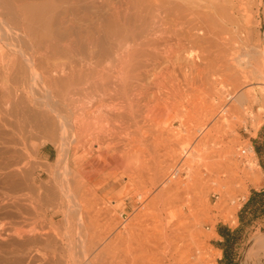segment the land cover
<instances>
[{"label": "rangeland", "instance_id": "obj_1", "mask_svg": "<svg viewBox=\"0 0 264 264\" xmlns=\"http://www.w3.org/2000/svg\"><path fill=\"white\" fill-rule=\"evenodd\" d=\"M96 1H97L96 5H93L87 11V15H85L86 16L85 18L87 19L84 18V21L83 22L81 21L82 23L79 22L78 24L81 23L82 26V24L85 22L82 27L87 28L86 25H88L90 21L97 22L98 19H100V17L102 18L105 16L104 18L106 19L108 17H112L111 15H113V19L108 18L111 19L112 22H114L112 23L111 32L109 33L112 35V39H111V35L109 36L108 34H106L105 36V38L110 39L109 42L111 44L119 48L122 44L120 50L122 49L124 53L129 51L132 52L134 51V49L136 50V48H139L141 45L144 46L143 47L141 46L140 50H137L139 52L141 51V48L142 50H144L143 49L144 47L147 49L148 47L152 49L161 48L159 49L161 51H158L159 53L162 52L161 53L162 55H160V57L163 56L166 58L167 56L166 58L167 60L162 57L161 63L163 64V66L161 65V63L158 65L159 67L157 66L158 68L154 67V69L152 68L153 66L151 67L146 66V71L144 67H139V69H137L138 68L137 66H132L130 70L134 72L129 70L130 73L131 72L136 73L140 71L141 76H139L140 77L139 79L137 77H132V78L130 77L127 80V82L124 83L123 85L121 83L120 76H118L120 71V66L118 64H116L115 62L111 64L107 60H103L102 63H99V66H101L103 62L105 65L111 64L112 66L115 64L116 66L115 72L117 71L115 73V75H117L116 78H118L117 80L115 78V85H116L115 87L118 90V91L116 90L115 93L117 95H115L114 93L113 96L106 97L107 99L104 97L105 98L103 99L104 103L101 102L100 107L98 109L99 111L102 110V112L105 111V113L107 112L109 114H112V116L115 117L116 119L112 117L114 123L111 122L112 124L110 123L108 125L107 123L106 124L102 123L104 120L100 122L98 121V123L99 124L102 123L101 125L102 126L104 125L103 128L107 132V135H105L106 132H103L104 134L102 133V135H104L103 137L105 138V143H108L111 140V142H113L112 144H115V145H111V147L110 146L108 147V149L110 148L109 152L111 150L112 151L110 153H112L113 151L116 152L118 149H120L121 152L118 150L119 151L118 153L117 151L118 157L114 156L118 158V160L119 159L121 160L119 161V165H118V161L114 160V158L111 159L112 162H110V164H108L107 161L104 162L102 160H99L97 164L87 165L88 163H86V159L88 158H85L83 154L86 153V149H88L89 147L88 143L79 144V146L78 144H76V137H74L75 134L73 133L74 132L73 126H70L72 125L70 118L77 115L78 112L82 114L81 115L78 113V116L81 117L85 116V113H83V111L84 110L86 111L88 108L87 106L91 105L89 102H87L88 99L83 98L81 94L79 95L81 97L77 96L80 92H77L76 93L77 95L76 94L72 95L71 101L73 103L76 101L75 102L76 105L73 104V108L74 107L78 108V105L79 106L82 105V106H81V110H79L80 107L78 109L77 108L74 109L75 111H77L76 114L75 112H73V115H70V113H72L73 110L72 111L70 109L68 110L69 107L66 104L67 101L64 102L60 101L58 97H54L52 93H49L48 91L47 94L46 89H44V87L41 86L42 84L39 83L40 79L38 80L37 78H33V82L31 81L32 79L30 80L31 82L28 84V86L31 85L30 88L27 86L30 89V93L28 92L29 94L27 96L32 100V102H34L35 99V103H33L34 105L33 108L31 109L32 112H34L35 110H36L35 112H37L38 110L41 111V113L49 115L55 120L57 124V129L59 128L58 129L59 131L56 130V132L53 134H51L50 131L48 133V131H46L47 130L46 128V130L41 129L39 131H36L35 133L34 132L30 133L31 135L29 134L22 138L17 137L16 135H15L16 137L14 136L15 138H17V140L15 139L17 141V143H15L16 150H18L17 158L18 159L20 158L19 160L18 159L17 160L19 162L18 163L19 169L21 170L20 171L21 187H19L18 189L19 190L18 192L20 194L19 197H20L21 206L24 207L25 204H27V201L29 200V196L32 197L35 195L34 199H35V205H36L38 217H36V225H34V231H33L34 237L37 239V241L40 240L44 241L45 238V240L52 239L57 243L59 242L58 245L64 243L67 245L66 248H69L70 245L68 244L69 241L71 242V245H75L79 243L78 246L77 245L73 247L70 246V248L67 249V254L69 255L68 258L70 257L71 260L75 259L74 257L75 255L77 258V255H79L80 253L84 254L83 250H85L84 248L89 240H92L96 244L95 252L99 251V249L102 250L105 248L106 250H109L107 248H110L111 250L113 249L112 247H114L113 251L115 250L114 252L117 254V252L126 250L128 247L133 246L134 244L139 242L140 238L137 239L135 229L133 230L134 224L133 223L131 224L130 220L133 217L141 216L142 218H146V219L137 222V224L139 225L143 224L141 228L142 227L146 228L149 235L152 237V240L155 241V244L158 245V250L156 249L152 250L153 256L152 255L150 256H152V258H156V257L158 259L160 258L161 260L159 264H171L170 260H168L169 256L171 255V252H169L167 248L169 247L168 244L171 241H174L176 238L172 237V235H168V232L171 229L169 228L171 223L170 220L171 218L169 216L172 212H176L179 217L178 219L180 220L181 223L187 220H191L192 219L191 216L194 217L196 216L195 218L200 220V224H201L200 226L204 232L208 231L212 226L214 231V233L211 234V236L205 239L203 236L199 237L195 235H189L188 233H181L178 237L177 244L178 245L180 244L179 246H182V249L186 250L187 248L192 246L193 242L195 243L196 241L198 242L200 241L204 243V244L202 243L203 247L205 248L203 250L204 252L203 256L207 255L204 256V258H207L206 261L208 264H264V255H262V253L260 255V260H257L255 255H252V257L249 256L248 258L245 257L247 251L249 250V247L252 245L253 240L256 238V236L264 234V217L255 220V222H253L251 225L247 226L242 231H239V233L241 234V243L239 246H237V248L233 250L232 254L230 255L231 258H234L233 262H230L229 259H227L225 262L223 261L224 252L221 248L218 247L217 244V242L222 241V237L219 236L217 232L218 225H226L231 230H235L240 225V221L238 217L239 211L244 205V203L247 201L251 193V190L252 189L261 190V188H264V165H262V162H260V158L258 154L254 153L253 156L254 158L252 157L254 159V166H253L254 168H249L248 159L246 158V154H245V150L248 151V148L251 147V144H255V141L264 142V112H262L264 111V106L259 105V103H257L255 107L249 111L248 114L244 115V120L241 123L234 124L233 126H230V119L229 120L228 118L225 119L226 122L224 123V127H222L224 128V130L222 128L213 130L209 134V136H206L205 132L201 128L203 122L208 123L209 121L207 120L209 119L207 112H210L211 105H216L217 102L222 101L217 104L218 110H216V112L218 111V114H221L220 113L221 111L219 110L221 106L224 105L227 106L230 102L234 101V98H232L231 100L228 99L224 88L221 86L222 83L221 82L219 83V81L215 80L213 76L209 75L211 72V68L208 67L207 62L214 59L213 57L215 56L213 55L216 54L215 53L216 48H218L217 50L220 51V52L217 51V53L219 52V55H223L225 50V48L223 47L226 46L227 40L232 38L235 41L234 43L235 51H237L236 50L237 48L241 49L236 52L239 58H243L246 60L248 58L246 52H248L250 53L248 55L252 57V59H254L255 61L259 62L261 59H264V0H254V3L253 0H247L248 3L245 5V8L248 7L249 10L251 9L250 11L248 10V8L246 10L244 8L243 11L241 10L240 3H242L243 0H239L242 1V2L238 1L239 3L237 2V0H234L233 1L234 3L231 1L228 2L227 0L226 1L225 0H190V1L188 0H113L112 1L111 0V2L110 0L107 1L96 0ZM244 3H246V0H244V2L242 3L243 7H244ZM112 4L117 5V8L115 7V5L112 6ZM238 5L240 7L239 9L237 7ZM109 6H111L112 9ZM212 6L216 9H213ZM127 7L129 8V10H127L128 9ZM114 8H116L117 10H119L120 8L119 12L121 11L122 8V12L120 13L118 11L116 12V9L113 11ZM184 9L187 12H185ZM188 9L190 10L188 11ZM123 11L125 12L128 11L127 14L129 13V15H127ZM110 12H112L113 14H111ZM192 13L193 15L196 14V16H192ZM246 13H249L248 14L249 17L247 16ZM115 14H117L118 16ZM186 14L189 16V18L188 16H186ZM250 15L252 16V18L250 17ZM115 16H117L118 19ZM125 16H127L126 19L124 18ZM129 16H131L130 19H128ZM193 17H195L196 19ZM190 18L192 21L190 20ZM114 19H117V22ZM199 19L202 20L200 21ZM127 20L130 21L128 22ZM100 21L102 22V19H100L98 23H101ZM118 21H120L121 23L120 22L118 23ZM122 21L124 22L122 23ZM187 21L190 23H188ZM124 23L126 28L124 27ZM131 26L135 27L134 33L135 32L140 33L137 36H135L136 42L133 41V38L135 39V37H134V33L132 34L133 28ZM190 26L192 27L190 28ZM128 27L132 28V30H130V28ZM214 27L215 29H213ZM119 28L121 31H119ZM85 32L83 33L84 35L86 34ZM112 32L115 33L117 32V34L115 33L112 34ZM217 33L219 35H217ZM4 34L3 36L1 34V36L4 38L0 36V47L1 49H3L5 55H10L13 52H15L14 50L19 48L20 50L24 49L22 48L24 45H26L24 44L26 43L24 41V38L18 39L15 38L16 36L14 35L15 37L13 39V34L12 35L5 34V36ZM158 34L160 35V37ZM94 36L93 38L95 37L97 38V36L95 37ZM9 37L12 38L10 39ZM7 38H9V40ZM128 38H130V41H128L129 40ZM145 38L146 40H143ZM150 38L151 39L153 38V40H151ZM160 38L163 39L161 40ZM165 38L168 40L167 42ZM116 39H118V42ZM131 39L133 42L131 41ZM122 40L125 41L123 42ZM157 40L159 41L158 42L159 47L156 45ZM20 41L24 42L23 45H21L22 42ZM96 42H93V44H91L90 50L97 53V50L102 49L104 47V44L102 42L98 43L99 41L97 43ZM13 43L14 44L21 43V44L18 47L15 46ZM223 44L225 46H223ZM94 46L96 47L93 48ZM26 49L27 48H25V50ZM94 49L96 51H94ZM222 50L223 52H221ZM26 51H30V50L27 49ZM182 51L184 54L193 56L191 57L193 58L192 60H195L194 62L196 63V65H198V68L203 70V72L207 74L208 78L200 77L199 79V76L197 75L196 73L197 71H195V69H189L185 66H181L180 64H178L175 56L177 57L180 54V52L182 53ZM189 52L191 54H189ZM170 57L175 59V61L172 60ZM196 60L198 63L196 62ZM164 67H166L167 69ZM105 68L107 69L106 66ZM177 68L178 70H176ZM181 69H183L185 72L182 71ZM142 70L143 72H141ZM169 70H171L172 72ZM144 73L147 74L145 75ZM196 75L198 78L196 77ZM189 77H191V79ZM257 78L258 76L255 75L253 80H251L248 83H243L242 84L243 88L241 87L240 91L245 90L247 87H251V86L258 87L257 86L259 85L258 81H262V80L260 78L258 79ZM201 79L202 80L204 79V81H202ZM142 80H144L143 81L144 83L142 82ZM195 80L198 82H196ZM240 80L242 81V79ZM35 82H37V85ZM116 82H119V84ZM129 83L131 84V86ZM261 86L262 88H264V85L261 84ZM134 88L135 89L137 88L142 92L137 91L136 89L135 91L138 93L137 94L134 91ZM29 89H27V91H29ZM94 89L95 88L92 89L93 90L92 95L95 93ZM142 89H144V91ZM217 89L219 91V94L217 93L218 92ZM34 91L36 92L35 93L36 95L34 94ZM118 92H120L121 95ZM44 93H46V95H44ZM161 93L163 94L162 96ZM97 94L98 93H96V96ZM127 94L130 96H127ZM131 94H135V95H131ZM48 96H50L49 97L50 99L48 98ZM75 97H77L76 100ZM261 97L262 99H264V95H261ZM55 98L57 102L54 100ZM80 98L81 99L83 98V102H80L81 100ZM30 99L28 100L30 101ZM77 100L80 103H78ZM81 103L83 104L86 103L87 105H83ZM53 104L56 106L55 108H53L54 107ZM63 105L65 106L63 107ZM66 106L68 107L67 111L68 112L70 111L69 113L66 111L65 108ZM260 106L261 109H259ZM58 107H59V111H58L59 113H57ZM38 108H41L42 110L41 109L39 110ZM49 108L51 109V111ZM62 108L64 109L62 110ZM60 110H62L63 112ZM65 112L67 113L65 114ZM55 113L57 115L60 114L59 116L60 118ZM61 113H63V115ZM115 114L117 115V117ZM62 116H64L65 118L64 121L61 119ZM59 119L63 122H59L60 121ZM67 119H70V121ZM135 123H137L138 125L139 124L144 125L143 127H145L143 128L142 131L144 132L145 130V133L143 134V136L145 135L144 145L134 144V141L132 140V136H133L132 130L134 127L136 128L137 125ZM106 127L109 128L107 129ZM220 130H222L223 132ZM108 131H110V133ZM67 132H71L72 135ZM127 133L130 135H128ZM176 135L177 136L179 135V137H177ZM173 136L176 138H174ZM108 138L110 140H108ZM117 139L119 140V142H117ZM122 141L125 142L123 143ZM131 141H133L132 142L133 144H131ZM159 148L161 149V151L159 150ZM165 148L167 149V151ZM168 149L169 151L173 150V152L171 151L169 153ZM72 153L77 154L79 158L78 157L76 158H78L79 160L76 158L73 159L75 155H73ZM171 153H173L175 156H173V154ZM168 154L169 156L172 155V157H169L170 158L169 163L168 161H166L168 158L167 157ZM82 155L83 157H80ZM209 159L212 160L209 161ZM184 160H187L186 163L184 162ZM223 160H225V162ZM228 161L230 163L231 162L234 163V165L232 166L234 169L233 168H231L230 170L225 169L229 173L228 172H224V174L221 173L220 177L222 178V180L224 179L227 180L226 175L230 173H233L234 175L236 174L237 176L233 180L228 181V185L231 184V188H232L230 192V194H232L231 197L233 198V201H235L238 204L236 208L235 219L232 221H228L226 223L222 221H215L213 223L211 219L206 217V214H208L207 209L210 206H212L217 200V193H216L217 179H215L216 177L214 178L215 174L213 172L218 168L220 170L222 169L224 170L223 164L228 163ZM164 162L166 164L165 165L166 167L164 166ZM112 164L113 165L115 164V166L117 165V167L113 166ZM113 167L118 169L113 170ZM121 167L123 169L124 168L127 169V167L131 168L130 170H128L131 175L128 176V174H123ZM249 169L250 171L252 170L254 174L258 176V182L255 184L251 183L250 180L246 178L247 177L246 173L247 171H249ZM113 171H115L116 173L115 175H112ZM238 172L239 173L242 172V173H240L239 175ZM237 173L239 176L237 175ZM167 174L168 176L169 175L170 176L168 177ZM80 175H81V179H80ZM168 178L173 182L176 179L178 180L179 185L177 189L172 190L169 187H165L166 184L168 183L167 182ZM165 181L166 183L163 184V182ZM239 185H243L244 190L242 191L238 190L240 187ZM114 186H116L115 190H117V187H119V189H121V192L119 193L115 192L116 193L115 194L114 191L112 190L113 189L112 187ZM27 190L28 191L30 190L31 193L28 192ZM27 193H30V195ZM80 194L82 195V201L80 198ZM77 195L79 196L77 197L78 199L75 197ZM25 198L26 199L28 198V200H26ZM126 198L127 199L133 198L135 204L133 208H131L130 210L127 209L125 210L126 212H122V203L123 200ZM233 201H231L230 204H232ZM98 209L106 210V211L108 210L107 216L104 219V223H103L104 225L102 228H99V230L87 226L88 218H86V215L84 213L85 211L87 212L89 210L88 211L89 215L90 213L92 215L93 213H95L94 211ZM64 210L66 211L65 213L69 214L68 217L64 216L61 213V211L64 212ZM80 212H82L85 216L84 215L78 216V213ZM53 214H55V217L51 219V216ZM16 215H18L16 219L17 220L19 219L18 225L21 228L22 233L19 238H17L16 236L11 237V235L6 236L7 241L10 242L21 241L26 239L28 236V234H26L25 232L29 228L28 223L24 220V217L22 215L20 214H16ZM81 219L82 220L84 219L83 220L84 223L82 222ZM88 236L91 238L89 239ZM112 239L114 241L113 242L114 246L111 245ZM102 241H107V242L109 241V244L107 242L102 243ZM73 242L75 244H73ZM81 244H83L84 247ZM81 247H83L82 251L80 250ZM80 256L81 255H79V257ZM244 257L247 259L244 260L245 259ZM34 258L35 259L39 258L40 260V258L42 257H40V255L37 256L35 255ZM35 259H34L35 264H39L42 261V259L40 261L36 259L38 261L36 263ZM152 264H158V263L154 261Z\"/></svg>", "mask_w": 264, "mask_h": 264}, {"label": "bare ground", "instance_id": "obj_2", "mask_svg": "<svg viewBox=\"0 0 264 264\" xmlns=\"http://www.w3.org/2000/svg\"><path fill=\"white\" fill-rule=\"evenodd\" d=\"M188 1H190V0H188ZM227 1L233 2L234 0H227ZM238 1L239 0H237V2ZM96 2H97L96 0H0V36H1V34L3 36L4 33L10 34V35L13 34V39L16 36L15 38H18V39L24 38V41L26 42V43H24V42L20 41V42H22V44L20 43L21 45H23V43L26 44V45H24L25 47L24 46L22 47L24 49L23 50H20V48L16 49V50H14L15 52H13L10 55H5L3 49H1V47H0V240H1V242H0V264H35L34 263L35 262L34 261L35 255L36 256L40 255V257H42V258H40V260L42 259V261H41L42 263L40 262L39 264H152L154 261L158 264L160 263V260H161L160 258L159 259L157 257L152 258V256H153L152 250H154V249L158 250V245L155 244V241L152 240V237L149 235L147 229L144 227L141 228V226L143 224H140V225L137 224V222L143 221L146 218H142L141 216H136L130 220L131 224L132 223L134 224L133 230L135 229L136 237H137V239L140 238V240L138 243H136L134 245L132 244L133 246L128 247L126 250H122L121 252H117V254H116L114 252L115 250L113 251L114 247H112L113 249H111V250H110V248H107L109 250H106V248H105L102 250L99 249V251L95 252V245L96 244L92 240H89L87 244H86L87 241L85 242V244H86V246L84 248L85 250L82 249L84 247V245L81 244V245H83V247H81L80 250L81 251L83 250L84 254L82 253L83 254L82 255L80 253L79 255H81V256L79 257V255H77V258L75 255L74 256L75 259L71 260L70 257L68 258L69 255L67 254V249H69L70 246L71 247H73L75 245L78 246L79 243L75 244L73 242V244H75V245H71V242L69 241L70 242V243L68 242V244H70L69 248H66V246H67L66 244L61 243V245L60 244L58 245L59 242L57 243L56 241H53L52 239L45 240V238H44V241L43 240L37 241V239L34 237V232H33L34 231V225H36V217H38L37 216V209H36V205H35V199H34L35 195L33 194L34 196H32V197L29 196V200H28V198L27 199L25 198L28 201L24 207L21 206V204H20V197H19L20 194L18 192L19 191L18 189H19V187H21V185H20V183H21V179H20L21 178V172L20 171L21 170L19 169V165H18V163H19L18 160L20 158L19 159L17 158V153H18L17 151L18 150H16V144H15V143H17V141H16L17 138H15V137L17 136V137L22 138V137L29 135L30 133H33V132L35 133L36 131H39L41 129L46 130V128H47L46 131H48V133L50 131V133L53 134L56 132V130L59 129V128L57 129V124H56L55 120L52 117H50L49 115L41 113V111H38V110H37V112H35L36 111L35 109H34L35 111L33 110L34 112H32L31 109L33 108V105H34L33 103H35V99L33 98L34 102H32V100L27 95L30 93L29 88L31 86V85L28 86V84L31 81L33 82V78H37L38 80L40 79L39 83H41L42 84L41 86H43L44 89H46V92L48 91L49 93H52V95L54 97H58L60 101H63V102L67 101L66 104L68 105L69 108L66 106L65 107L66 111H67V108H68V110L69 109L71 111L73 110L72 113H70V115H73V112H75V114L77 113V111L74 110L77 107L73 108V104L76 105V103H75L76 101L74 103L71 101L72 95H75L77 92H80L78 95L77 94L76 95L79 96L81 94L83 96V98L88 99L87 102H89L91 105L87 106L88 108L86 107L87 108L86 111L83 109L84 110L83 113H85V116L84 117L78 116V113H79L78 112L77 115L70 118L72 125H70V124L69 125L73 126V131H74L73 133L75 134L74 137H76V144H78V146H79V144L88 143L89 147H88V149H86V153L83 154L85 158H88V159H86V163H88L87 165L97 164L99 160H102L104 162L107 161V163L110 164V162H112L111 159H113V158H114V160L118 161V165H119V161H121V160L120 159L118 160V158H116L114 156L118 155L120 149H118L119 151L117 150L118 153H117V151L116 152L113 151L112 153H110L112 150L109 152L110 148L108 149V147L109 146L111 147V145H115V144H112L113 142H111V140L109 138H108V140H110V141L108 143H105V138L103 137L104 135H102V133L106 132V130L103 128L104 125L102 126L101 124L107 123V125H108L111 122L114 123V121L112 120L113 116H112V114H109L107 112L105 113V111L102 112V110H100L101 111L100 112L98 110L100 107V103L101 102L104 103L103 99H105L106 97L113 96L115 91L117 90V88L115 87L116 86L115 85V78L117 76V75H115V73L117 72V71L115 72L116 66H115V64L111 66V64L115 62L116 64H118L120 66V71H119L118 76H120V80H121V83L123 85L124 83L127 82V80L130 77L131 78L137 77L139 79L140 78L139 76H141L140 71L136 72V73H132V72H134V71L130 70V68L132 66H137L138 67V68L136 67L137 69H139V67H144L145 71H146V66H148V67L153 66L152 68L154 69V67L156 68L162 61L161 58L163 56L160 57V55H162L161 54L162 52L161 53L158 52V51H161V50H159L161 48H159V49L153 48L152 49V48L148 47V49H147L144 47L143 48L144 50H142V48H141V51L139 52L137 50H140V47L144 46V45L140 46V44H139L140 47L136 48V50L134 49V51H132V52L129 51V52L124 53L122 51V49L120 50V48L122 47V44H121V46L119 45L120 48L115 47L113 44H111L109 42L110 39L105 38V36H106V34H108L109 36L111 35L109 33L111 32V26H112V23H114V22H112L111 19H108V18L113 19V15H111L112 17H108L106 19L104 18L105 16L102 18L100 17V19H102V22L100 21L101 23H98V21L100 19H98L97 22H91L90 21V23L89 24L87 23L88 25H86L87 28L86 27L83 28L82 26L85 22L82 24V26H81V23L84 21V18L86 17L85 15H87L88 9L90 7H92L93 5H96ZM110 2H111V0H110ZM239 2H242V1H239ZM243 2H244V0H243ZM242 3H240V7H241V10L243 11L245 8V5L248 3V1L246 0V3H244V7H243ZM253 3H254V0H253ZM114 5L112 4V6H114ZM109 7L112 9L111 6H109ZM115 7L117 8V5H115ZM237 7H238V9L240 8L239 5ZM116 8H114L113 11ZM247 8H245V10ZM123 9H126V8H123ZM190 9H188V11ZM213 9H216V8L213 7ZM119 10H120V8H119ZM119 10L116 9V12L117 11L119 12ZM127 10H129V8ZM248 10H249V8H248ZM110 11H112V10H110ZM184 11H185V9H184ZM120 12H122V8H121ZM123 12H125V11H123ZM127 12H125V13L127 14ZM185 12H187V11H185ZM110 13L113 14L112 12H110ZM246 14L249 17V15H248L249 13H246ZM115 15H117V14H115ZM119 15H121V14H119ZM127 15H129V13ZM117 16H115V17L117 18ZM186 16H188V15L186 14ZM192 16H196V14L193 15V13H192ZM126 17L127 16H125L124 18L126 19ZM250 17L252 18L251 15H250ZM130 18H131V16H129L128 19H130ZM188 18H189V16H188ZM193 18H195V17H193ZM85 19H87V18H85ZM117 19H114V20H116V22H117ZM190 20H191V18H190ZM199 20L201 21L202 19H199ZM87 21H89V20H87ZM120 21H121V19H120ZM120 21H118V23ZM193 21H194V19H193ZM79 22H81V23L78 24ZM123 22L124 21H122V23ZM133 23H132V25H133ZM188 23H190V22H188ZM194 23H196V22H194ZM76 25H78V26H76ZM194 26H196V25H194ZM194 26H193V28H194ZM124 27H125V23H124ZM145 27H147V26H145ZM191 27L192 26H190V28ZM128 28H130V27H128ZM132 28H133V32L132 31L131 32L133 34L135 27L133 26ZM132 28H130V30H132ZM84 29L86 30V32ZM213 29H215V27ZM119 31H121L120 28H119ZM84 32L86 33L85 35L83 34ZM124 32H126V31H124ZM114 33L115 32H112V34H114ZM127 33H129V32H127ZM205 33H207V32H205ZM5 34H4V36H5ZM115 34H117V32ZM138 34H140V33L135 32L134 37L137 36ZM212 34H214V33H212ZM94 35L97 36V38ZM217 35H219V34L217 33ZM93 36L95 38H93ZM113 36H115V35H113ZM215 36H216V33H215ZM159 37H160V35H159ZM162 37H164V36H162ZM176 37H177V34H176ZM186 37H188V36H186ZM2 38H4V37H2ZM9 38L11 39L12 37H9ZM9 38H7V39L9 40ZM130 38H128L129 39L128 41H130ZM153 38L152 39L150 38V39L153 40ZM181 38H182V36H181ZM111 39H112V35H111ZM150 39H149V42H150ZM116 40L118 42V39H116ZM135 40H136V37H135V39L133 38L134 42H136ZM143 40H146V38ZM188 40H189V38H188ZM96 41L97 42L99 41L98 43L102 42L104 44V47L100 50L98 49L99 52L97 50V53L90 50L91 44H93V42H96ZM131 41H132V39H131ZM167 41L168 40L166 39V42ZM223 41H225V40H223ZM158 42L159 41L157 40V44L155 43L157 46H158ZM147 43H148V41H147ZM234 43H235L234 39H232V38L228 39L226 46L223 44V46H225V47H223V48H225L223 55H219L220 51L217 50L218 48H216V52H215L216 54L213 55V56H215V57H213L214 59L210 60V61H208L206 59L208 61L207 62L208 67L211 68V72H210V74L209 73L208 74L213 76V78L215 80L219 81V83L220 82L222 83L221 86L224 88L228 99L231 100L232 98H234V101L230 102L227 106H225V105L221 106V108L219 109L221 111L220 112L221 114H218V111L216 112V110H218L217 104L222 102V101L218 100L219 102H217V104H216L217 107H216V105H211L210 112H207V114L209 116L208 117L209 119H207V120H209V121H208V123L203 122L201 125V128L205 132L206 136H209V134L213 130H217L219 128L224 127V123L226 122L225 119H227V118H228V120L230 119V126H233L234 124L241 123L244 120V115L248 114L249 111L252 110L257 103H259V105L264 106V99H262V97H261V95H264V88H262V86H261V84L264 85V59H261L259 62L255 61L254 59H252V57H250L248 55V54H250L248 52H246L247 56H248V58L246 60L243 58H239V56L236 54V52L238 50H241V49L237 48L236 49L237 51H235ZM20 44L15 43L14 45L19 47ZM134 44H136V43H134ZM157 46H155V47H157ZM95 47L96 46H94L93 48H95ZM150 47H151V45H150ZM160 47H161V45H160ZM25 48H27L30 51H26L27 49L25 50ZM156 49H158V50H156ZM94 51H96V50L94 49ZM162 51H164V50H162ZM217 51H219V52L217 53ZM204 52H206V51H204ZM221 52H223V50ZM189 54H191V53L189 52ZM164 56H166V55H164ZM169 56H171V55H169ZM191 57H193V56L192 55L190 56L188 54H184L183 51H182V53L180 52V54L177 57L175 56L178 64H180L181 66H185L189 69H195V71H197L196 73L199 76V79H200V77H203V78L207 77L208 78L207 74H205V72H203V70L198 68V65H196V63L194 62L195 60H192L193 58H191ZM163 58L166 59L167 56H166V58L165 57H163ZM171 59L175 61V59H173V58H171ZM103 60H107L109 63H111L108 65H105L103 62L102 65H105L107 67V69L105 68V66H102V65L99 66V63H102ZM168 61H169V59H168ZM196 62H197V60H196ZM169 63H171V62H169ZM161 65L163 66L162 63H161ZM200 66H202V65H200ZM164 68H166V67H164ZM129 70L132 72L130 73ZM176 70H178V68ZM181 70L184 71L183 69H181ZM169 71H171V70H169ZM141 72H143V70ZM167 72H168V70H167ZM144 74L146 75L147 73H144ZM145 75H144V77H145ZM197 75H196V77H197ZM255 75L258 76V78H260L262 80V81H258V84H259V85H257L258 87H252L251 86V87H247L246 89L244 88L245 90L240 91L242 84L248 83L251 80H253ZM137 78H135V79H137ZM170 78H172V77H170ZM189 78L191 79V77H189ZM117 79L118 78H116V80ZM240 79H242V81ZM215 80H214V82H215ZM143 81L144 80H142V82ZM202 81H204V79ZM196 82H198V81H196ZM35 83L37 85V82H35ZM116 83L119 84V82H116ZM130 86H131V84H130ZM194 87H196V86H194ZM26 88L29 89V91H27ZM93 88H95L94 89L95 93L92 95V91H93L92 89ZM128 88H130V87H128ZM136 89L134 88V91ZM142 90L144 91V89H142ZM219 90H220V88H219ZM127 91H126V93H127ZM137 91H140V90L137 89ZM217 91H218V89H217ZM41 92H43V91H41ZM48 92H47V94H48ZM140 92H142V91H140ZM184 92H185V90H184ZM35 93L36 92L34 91V94ZM96 93H98L97 96H96ZM118 93H120V92H118ZM144 93H146V92H144ZM217 93L219 94V91ZM135 94H131V95H135ZM44 95H46V93H44ZM115 95H117V94L115 93ZM120 95H121V93H120ZM162 95L163 94L161 93V96ZM127 96H130V95L127 94ZM235 96H236V98H235ZM49 97L50 96H48V98ZM79 97H81V96H79ZM76 98L77 97H75V100H76ZM83 98L82 99L80 98L82 101L80 99H78V100H80V102H83ZM28 99H30V101ZM38 99H37V101H38ZM49 99H48V101H49ZM54 100L56 101V98ZM78 100H77V102H78ZM80 102H78V103H80ZM45 103H46V101H45ZM49 103H50V101H49ZM86 103L85 104L81 103V104L87 105L88 103L87 104ZM35 106H37V105H35ZM53 106H54L53 108L56 107L54 104H53ZM64 106L65 105H63V107ZM81 106L78 105V108L80 107L79 110H81ZM43 107H45V106H43ZM50 108H52V107H50ZM60 108H61V106H60ZM102 108H103V106H102ZM38 109L40 110L41 108H38ZM57 109H58L57 113H59L58 112L59 107ZM63 109L64 108H62V110ZM117 109H119V108H117ZM259 109H261V106L259 107ZM62 110H60V111H62ZM50 111H51V109H50ZM111 111H113V110H111ZM30 112H32V113H30ZM67 112H65V114ZM262 112H264V111H262ZM61 114L63 115V113H61ZM79 114H81V113H79ZM57 116L59 117L60 114ZM66 116H68V115H66ZM62 117H61V119L64 121L65 118H64V116H62ZM116 117H117V115H116ZM134 117H136V116H134ZM113 118H115V117H113ZM70 119H67V120L70 121ZM145 119H146V117H145ZM102 120H104L105 122L103 121L101 124H99L98 121L100 122ZM63 121L60 120L59 122H63ZM123 121H124V118H123ZM135 124H137V123H135ZM66 125H67V123H66ZM143 126L144 125H140V124L138 125L137 124L136 128L135 127L133 128L132 140L134 141V144L144 145V143H145L144 142V140H145L144 136L145 135L143 136V134L145 133V130H144V132H142V131H143V128H145V127H143ZM58 127H59V125H58ZM117 127H119V126H117ZM222 129L224 130V128H222ZM220 131H222V130H220ZM108 132L110 133V131H108ZM118 132H120V131H118ZM67 133L71 134V132H67ZM128 133H130V132H128ZM105 135H107V132ZM128 135H130V134H128ZM171 137H172V135H171ZM177 137H179V135ZM174 138H176V137H174ZM186 139H188V138H186ZM20 141H22V140H20ZM133 141H131V144H133L132 143ZM167 141H169V140H167ZM117 142H119L118 139H117ZM120 142H121V140H120ZM217 142H219V141H217ZM174 145H176V144H174ZM159 147H161V146H159ZM159 150L161 151L160 148H159ZM19 151H20V149H19ZM166 151H167V149H166ZM168 151H169V149H168ZM171 151L173 152V150H170L169 153ZM164 153H165V151H164ZM171 154H173V153H171ZM186 154H189V153H186ZM245 154H246V158L248 159L249 168H254L253 167L254 166V159H253L254 158L253 157L254 152H253L252 148L249 147L248 151L245 150ZM73 155H75V157H73V159H75L76 157L79 158V156H77V154H73ZM83 155L80 157H83ZM165 155H166V153H165ZM173 156H175V155L173 154ZM213 156H216V155H213ZM167 157L168 158L172 157V155L169 156V154H168ZM78 158H76V159H78ZM168 158L166 161H168V163H169L170 158H169V160H168ZM211 160L209 159V161H211ZM128 161H130V160H128ZM186 161L187 160H184L185 163H186ZM223 161L225 162V160H223ZM229 161H228V163L223 164L224 170L223 169L220 170L218 168L213 172L215 175L212 173L214 175V178L216 177L215 179H217V184H216L217 185L216 186L217 200L212 206H210V207L208 206L209 207L207 209L208 214H206V217L211 219L213 221V223L215 221L228 222V221H232L235 219L236 208H237L238 204L235 201H233V198L231 197L232 194H230V192H231L232 188H231V184L228 185V181L233 180L237 176H236V174L234 175L233 173H230V174L226 175L227 180H225V179L222 180V178L220 177L221 173L224 174V172H228L225 169L230 170L231 168H233L232 166L234 165V163L231 162L232 163L231 164ZM185 163H184V165H185ZM188 163H190V162H188ZM165 165L166 164L164 162V166ZM187 165H189V164H187ZM113 166H115V164ZM115 167H117V165ZM115 167H113V170L118 169ZM182 168H183V166H182ZM130 169L131 168H129V167H127V169L126 168L123 169L121 167L122 173L128 174V176L131 175L130 172L128 171ZM81 171H82V169H81ZM249 171H250V169H249ZM249 171H247V173H246L247 174L246 178H248L250 180V182L253 184L257 183L258 182V176L255 175L252 170L250 172ZM235 173H236V171H235ZM238 173H237V175H238ZM240 173H242V172H240ZM240 173H239V175H240ZM249 173H250V175H249ZM81 174H83V173H81ZM115 174H116L115 171H113L112 175H115ZM167 176H168V174H167ZM226 177H224V178H226ZM80 179H81V175H80ZM176 180H174V182H173L172 180H170L168 178V180H167L168 183L166 184L165 187H169L172 190L177 189L179 182H178V180L177 181ZM164 183H166V181L163 182V184ZM239 186L240 187L238 190H240V191L244 190L243 185H239ZM23 187H25V186H23ZM28 192H30V190ZM30 193H27V194L30 195ZM23 195H25V194H23ZM75 197L77 198L79 196L77 195ZM80 198L82 201V195L81 194H80ZM231 201H233L232 204H230ZM88 211L84 212L86 215V218H88L87 226H90V228L91 227L96 228L98 230H99V228H102L104 225L103 224L104 219L107 216L108 210L106 211V210H99L98 209V210L94 211L95 213H93L92 215H91V213L89 215ZM65 212H66L65 210H64V212L61 211V213L64 216L68 217L69 214L65 213ZM16 214L22 215L24 217V220L28 223L29 228H28V230L25 231L26 234H28V236L24 240L10 242V241H7L6 236L11 235V237L16 236L17 238H19L21 236V233H22V230L18 225L19 219L18 220L16 219V217L18 215H16ZM79 215L82 216L84 214L82 212H80V213H78V216ZM197 215H199V214H197ZM21 217H19V218H21ZM54 217H55V214H53L51 216V219ZM169 217L171 218L170 219L171 223L169 226V228H171V229L169 230L168 235H172V237L176 238L174 241H171L168 244L169 247L167 248L168 251L171 252V255L168 258V260H170L171 264H208L206 261L207 258H204V256H207V255L203 256V254H204L203 250L205 249L203 247V244H204L203 242H200V241L199 242L196 241L195 243L193 242L192 246H190L189 248H187L185 250V249H182V246H179L180 244L179 245L177 244V240H178V237L181 233H188L189 235H195V236H199V237L203 236L205 239L214 233L213 226L208 231L204 232L201 229L200 220L196 219L195 218L196 216L195 217L191 216L192 217L191 220H187L183 223H181L180 220L178 219L179 217H178V214L176 212H172ZM83 220H82V222H83ZM85 224H86V222H85ZM108 234H109V232H108ZM90 238L91 237H89V239ZM109 241L108 242L102 241V243L107 242L109 244ZM99 242H100V240H99ZM113 242L114 241L112 239L111 245L114 244ZM105 246H106V244H105ZM108 247H109V245H108ZM261 253H262V255H264V234L256 236V238L253 240L252 245L249 247V250L247 251L245 257L248 258L249 256L252 257V255H255L257 260H260ZM150 255H152V256H150ZM247 258H245L244 260H246ZM36 259L39 260V258H36ZM37 262L38 261L36 260V263Z\"/></svg>", "mask_w": 264, "mask_h": 264}, {"label": "trees", "instance_id": "obj_3", "mask_svg": "<svg viewBox=\"0 0 264 264\" xmlns=\"http://www.w3.org/2000/svg\"><path fill=\"white\" fill-rule=\"evenodd\" d=\"M254 146L260 162L264 165V142L255 141ZM238 217L240 225L235 230H231L226 225H218L217 232L222 237V241L217 242V244L224 252V262L227 259L230 262L234 260L230 255L241 243V234L239 231L251 225L255 220L264 217V188H261V190H251L247 201L239 211Z\"/></svg>", "mask_w": 264, "mask_h": 264}, {"label": "crops", "instance_id": "obj_4", "mask_svg": "<svg viewBox=\"0 0 264 264\" xmlns=\"http://www.w3.org/2000/svg\"><path fill=\"white\" fill-rule=\"evenodd\" d=\"M251 147H252V149H253V152L256 154L257 152H256V150H255V146H254V144H251ZM118 186V185H117ZM113 189V191H114V193L116 192V193H119V192H121V189H119V187H117V190H115V188H116V186H114V187H112ZM115 193V194H116ZM114 194V195H115ZM134 200H133V198H126V199H124L123 200V203H122V212H126L125 210H130L131 208H133V206H134ZM245 204V203H244ZM224 223H226V222H224Z\"/></svg>", "mask_w": 264, "mask_h": 264}]
</instances>
